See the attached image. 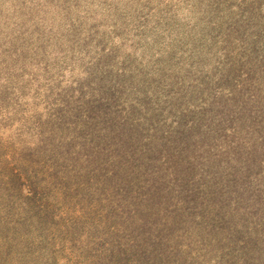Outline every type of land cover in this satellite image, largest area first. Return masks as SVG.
<instances>
[{
	"label": "rangeland",
	"instance_id": "374dc122",
	"mask_svg": "<svg viewBox=\"0 0 264 264\" xmlns=\"http://www.w3.org/2000/svg\"><path fill=\"white\" fill-rule=\"evenodd\" d=\"M0 264H264V0H0Z\"/></svg>",
	"mask_w": 264,
	"mask_h": 264
}]
</instances>
